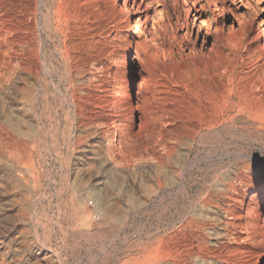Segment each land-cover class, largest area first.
<instances>
[{"label": "rangeland", "instance_id": "374dc122", "mask_svg": "<svg viewBox=\"0 0 264 264\" xmlns=\"http://www.w3.org/2000/svg\"><path fill=\"white\" fill-rule=\"evenodd\" d=\"M203 252L264 264V0H0V264Z\"/></svg>", "mask_w": 264, "mask_h": 264}, {"label": "bare ground", "instance_id": "6f19581e", "mask_svg": "<svg viewBox=\"0 0 264 264\" xmlns=\"http://www.w3.org/2000/svg\"><path fill=\"white\" fill-rule=\"evenodd\" d=\"M215 1H219V0H215ZM64 24V23H63ZM59 28V27H58ZM57 28V29H58ZM66 28V27H65ZM67 32H65V34H66ZM69 34V33H68ZM59 35V34H58ZM62 36V35H61ZM65 36V35H64ZM63 37V36H62ZM63 41V40H62ZM62 43V42H61ZM65 46H66V44H65ZM62 48H63V46H62ZM65 48V47H64ZM69 52V51H68ZM62 56H63V60L66 62V63H68L69 65H70V76H71V79H70V81L72 82V85H73V88L75 87L74 85H77V83L75 82L76 80H77V77H82L84 74H83V72H80L78 75H76V74H74V68H73V66H72V62H70L69 60H68V58H67V56H66V53L65 52H63L62 51V54H61ZM70 56V55H69ZM70 58V57H69ZM64 65V64H63ZM67 65V64H66ZM74 65V64H73ZM65 66V65H64ZM68 66V65H67ZM67 68V67H66ZM69 74V73H68ZM68 76V75H67ZM87 76V75H86ZM84 78V77H83ZM69 80V79H68ZM69 81V82H70ZM80 82H82V80L80 81ZM76 83V84H75ZM70 87V86H69ZM77 87V86H76ZM81 87V86H80ZM71 89V88H70ZM74 91V90H73ZM79 91V90H78ZM75 92H77V91H75ZM73 97V96H72ZM74 120V119H73ZM110 146V145H109ZM104 155V154H103ZM168 155V154H167ZM111 159V158H110ZM118 168V167H117ZM116 168V169H117ZM72 170V169H71ZM119 170V169H118ZM116 172V171H115ZM94 192V191H93ZM135 202H137V201H135ZM105 210L107 211V213H110L111 212V208L108 206V205H106V207H105ZM98 228V227H97ZM222 231V230H221ZM216 234V233H215ZM96 235V234H95ZM98 235V234H97ZM224 235V234H223ZM215 236H219V234H216ZM216 240H217V238H216ZM215 240V241H216ZM218 241H216L215 242V244L217 243ZM214 243V242H213ZM218 245V244H217ZM200 249H202V247L200 248ZM214 250V249H213ZM191 251V250H190ZM156 254H158V253H156ZM203 254H204V252H203ZM208 253L206 252L204 255H199V253H196V254H190L189 256H187V257H185V258H183V259H179V260H177L176 262V264H213V262H211V261H209L207 258H206V256L205 255H207ZM161 255V254H160ZM163 256V255H162ZM177 256V255H176ZM164 258L166 259L167 257H162V258H159L157 261H152L151 262V264H156V262H159V264H165L166 262H165V260H164ZM175 258V257H174Z\"/></svg>", "mask_w": 264, "mask_h": 264}, {"label": "built area", "instance_id": "2783aa9c", "mask_svg": "<svg viewBox=\"0 0 264 264\" xmlns=\"http://www.w3.org/2000/svg\"><path fill=\"white\" fill-rule=\"evenodd\" d=\"M93 217L97 218L98 217V214L97 213H94V216Z\"/></svg>", "mask_w": 264, "mask_h": 264}]
</instances>
